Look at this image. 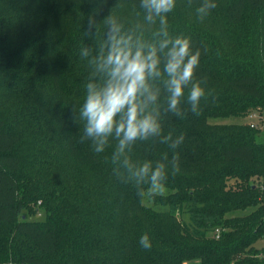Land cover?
<instances>
[{"label":"trees","instance_id":"obj_1","mask_svg":"<svg viewBox=\"0 0 264 264\" xmlns=\"http://www.w3.org/2000/svg\"><path fill=\"white\" fill-rule=\"evenodd\" d=\"M197 3L176 0L169 32L201 49L199 74L215 99L181 119L161 96L162 135L126 155L170 167L174 152L162 137L182 135L180 172L169 170L164 195L141 198L113 174L124 171L111 162L116 141L96 153L72 118L93 70L80 49L97 46L102 14L119 5L143 19L139 0H0V264H264L256 247L264 241L262 131L211 123L264 117V0H212L203 19L222 22L220 35L184 10L198 14ZM90 15L99 21L92 37L84 35Z\"/></svg>","mask_w":264,"mask_h":264},{"label":"clouds","instance_id":"obj_2","mask_svg":"<svg viewBox=\"0 0 264 264\" xmlns=\"http://www.w3.org/2000/svg\"><path fill=\"white\" fill-rule=\"evenodd\" d=\"M139 7L144 22L156 26L151 39L145 38L141 25L126 30L118 17L108 15L103 19L105 30L97 46L80 49L81 59L87 60L93 70L84 84L83 103L78 109L72 108V118L83 122L81 142L91 141L96 153H103L111 140L116 141L111 162L124 171L115 168L113 174L121 183L133 184L137 196L144 198L164 195L169 170L172 176L180 172L175 149L183 143L182 135L162 137L161 143L174 152L170 167L164 160L134 163L126 155L137 141L162 135L161 96L166 98V111L181 119L188 112L200 116L201 100L215 97L199 74L201 49L190 37L169 32L168 14L176 8V0H139ZM213 7L212 0H198L197 13L203 19ZM98 28L96 16L90 15L84 35L94 36ZM139 243L146 250L151 248L147 233Z\"/></svg>","mask_w":264,"mask_h":264},{"label":"rangeland","instance_id":"obj_3","mask_svg":"<svg viewBox=\"0 0 264 264\" xmlns=\"http://www.w3.org/2000/svg\"><path fill=\"white\" fill-rule=\"evenodd\" d=\"M184 10L189 13V17L195 23H197V22L198 23L199 22L205 23V25H206L205 27L210 29L211 33H216L218 35L221 34L219 30H221V28L223 27L222 22L210 23L206 19H201V17L198 14H196L195 11H193L192 9H190V8L185 9L184 8ZM102 15L104 16V18L108 15H114V16L118 17L124 25L130 24V25L136 26L137 24H139L142 26L144 32L150 33V34L154 31V29L156 27L154 25L146 24L144 22V20L142 19L140 13L137 10L129 7L128 5H119V6L115 7L113 10H111L110 12L108 11ZM255 122L258 124L257 126L259 127V130L262 131L261 132L262 134L259 135L258 139H261L262 141H264V117L261 116V118L257 119V121H255ZM211 123H216V124H234V123L247 124V123H249V120H247L246 118H244V119L219 118V119L211 120ZM250 212L251 211L248 210L246 212H235V213H232L230 215L231 216L245 215V214H248ZM211 236H213V235H211ZM214 237L216 239H219V238H217L216 235H214ZM256 247L259 249H263L264 248V241L258 242Z\"/></svg>","mask_w":264,"mask_h":264},{"label":"built area","instance_id":"obj_4","mask_svg":"<svg viewBox=\"0 0 264 264\" xmlns=\"http://www.w3.org/2000/svg\"><path fill=\"white\" fill-rule=\"evenodd\" d=\"M248 119H249V124H250V126L252 128H258V126H257L258 124L255 122V121H257V119H259V116H258L257 113L250 114L249 117H248ZM219 235H220V232L217 231L216 232L217 238H219Z\"/></svg>","mask_w":264,"mask_h":264},{"label":"crops","instance_id":"obj_5","mask_svg":"<svg viewBox=\"0 0 264 264\" xmlns=\"http://www.w3.org/2000/svg\"><path fill=\"white\" fill-rule=\"evenodd\" d=\"M186 264V263H185Z\"/></svg>","mask_w":264,"mask_h":264}]
</instances>
